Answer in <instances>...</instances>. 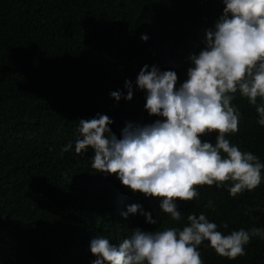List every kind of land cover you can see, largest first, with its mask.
Segmentation results:
<instances>
[{
	"label": "trees",
	"instance_id": "16d2710c",
	"mask_svg": "<svg viewBox=\"0 0 264 264\" xmlns=\"http://www.w3.org/2000/svg\"><path fill=\"white\" fill-rule=\"evenodd\" d=\"M224 6L222 0H0V264H92L93 239L104 236L118 245L138 227L182 230L189 214H205L224 234L264 229V180L236 197L227 190L231 182L199 187L194 200L177 201L182 218L173 221L159 199L93 169L91 148L75 152L81 119L108 115L118 138L128 123L162 119L144 107L139 71L146 64L173 70L179 87L190 55L204 48L206 30ZM126 80L131 100L124 98ZM113 91L123 93L119 101ZM233 95L239 131L226 139L264 163V127L255 106L239 91ZM217 135L201 139L215 144ZM70 142L72 148L62 151ZM133 203L157 225L139 211L125 218ZM198 250L204 264H264L260 237L236 259L218 255L207 240Z\"/></svg>",
	"mask_w": 264,
	"mask_h": 264
},
{
	"label": "clouds",
	"instance_id": "9594fccd",
	"mask_svg": "<svg viewBox=\"0 0 264 264\" xmlns=\"http://www.w3.org/2000/svg\"><path fill=\"white\" fill-rule=\"evenodd\" d=\"M225 5L214 26L206 30L204 48L191 54L187 79L177 87L173 70L161 71L146 64L136 84L146 92L144 105L150 116L161 117L152 123H128L118 138L105 114L81 119L76 154L88 148L94 152L91 167L97 172L116 175L132 192L161 201L159 208L180 221L177 201H191L204 185L217 187L231 182L232 197L256 189L264 180V163L252 152H244L226 139L239 131V112L232 105L237 91L255 106L257 123L264 127V0H222ZM141 39L148 40L147 35ZM126 100L133 97L131 81ZM110 95L119 101L121 91ZM216 132L215 144L201 139ZM72 148L71 142L62 151ZM207 207H214L212 201ZM140 212L146 221L157 225L152 213L140 204L127 206L122 215ZM189 224L162 230L136 228L118 245L104 236L90 243L97 258L92 264H204L198 247L207 240L215 252L228 259L246 254L252 238L264 239V229L240 228L230 234L217 230L203 213L189 214ZM223 227L228 228L225 223Z\"/></svg>",
	"mask_w": 264,
	"mask_h": 264
}]
</instances>
